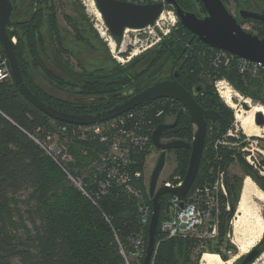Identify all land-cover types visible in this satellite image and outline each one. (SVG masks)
I'll list each match as a JSON object with an SVG mask.
<instances>
[{
    "label": "trees",
    "instance_id": "trees-1",
    "mask_svg": "<svg viewBox=\"0 0 264 264\" xmlns=\"http://www.w3.org/2000/svg\"><path fill=\"white\" fill-rule=\"evenodd\" d=\"M177 1L184 9L197 12L194 0ZM255 1L264 3V0ZM41 2L42 7L31 21L23 24L18 33H8L11 38L17 35L15 52L25 82L49 105L72 114H95L111 109L130 96L121 94L131 90L138 92L176 68L177 80L187 90L194 92L200 87L195 95L197 101L204 108L221 113L222 120L207 121L200 168L186 200L196 187L209 185L218 174H226L227 197L220 195V199L225 202L227 198L230 208L217 214L218 234L205 241H208L207 249L228 260L229 252L237 247L228 236L231 229H227L225 222L234 214L240 201L243 179L249 176L264 190V175L247 161V137L242 133L239 137L229 135L235 112L224 103L214 88V82L225 79L241 95L264 104V77L241 73L236 57H231L228 63L225 60L217 62L219 50L197 40L177 16L178 25L173 32L147 49L144 65H138L137 55L111 71L88 70L81 61L77 62V70L69 59L72 48L68 47L67 33L60 25L57 0ZM79 5L82 8L80 1ZM166 7H172L175 13L172 5ZM80 18L82 20L64 15L75 33L74 39L93 48L92 39L99 41L101 38L86 15H80ZM253 28L252 33L264 38V23L254 22ZM113 38L119 43L122 37ZM0 55L6 57L1 42ZM47 61L61 68L65 75L54 72ZM163 70H167L165 74ZM40 73H43L45 83L38 81ZM48 88L62 92L66 97L55 96ZM143 107L152 113L156 127L166 122L169 116L175 118L182 105L176 102V108L171 112V102L163 98L137 108ZM159 109L164 113L155 116ZM62 124L73 126L49 116L31 103L21 93L12 75L0 81V264H125L119 240L127 251L131 248L130 238L137 234L142 232L146 243L148 240L149 224L141 223L139 210L142 201L152 208L149 186L144 179L147 151L141 153L132 166V172H141L139 177L133 174L131 179L133 188L141 192V197H136L124 185L113 183L94 204L70 182L36 141L49 135L59 139L61 136L56 134ZM195 131L196 126L185 111L173 127L165 130L163 137L191 142ZM68 136L71 138L68 149L74 156L70 165L72 171L84 174L89 188L96 191L99 179H95V170L88 166L95 161L101 146ZM169 152L176 161L170 178L175 175L184 178L191 150L178 148ZM233 164L241 168L242 175L230 171ZM169 180L177 182V179ZM22 192H28L23 201L25 216L18 208L17 196ZM172 196L164 194L160 197L157 249L151 264H198L202 252L196 257L194 254L200 240L182 236L167 238L161 230L162 223L172 216V213H166L167 202ZM14 212L21 213L18 215L24 226L21 232L17 231L19 224L15 222ZM25 217L30 225L25 223ZM258 245L261 246V242Z\"/></svg>",
    "mask_w": 264,
    "mask_h": 264
},
{
    "label": "water",
    "instance_id": "water-1",
    "mask_svg": "<svg viewBox=\"0 0 264 264\" xmlns=\"http://www.w3.org/2000/svg\"><path fill=\"white\" fill-rule=\"evenodd\" d=\"M105 23L116 38H121L127 28L142 29L154 25L168 5L175 9L176 16L182 25L189 30L197 40L206 45L224 51L238 59H245L264 66V38L247 31L231 13L224 0H194L197 12L184 9L177 0H157L154 2L137 3L127 0H94ZM12 5L9 0H0V42L9 62L11 75L18 85L21 93L40 110L49 116L69 124L87 125L101 123L113 119L138 106L144 105L151 100L172 98L179 101L183 108L179 115L186 110L192 123L196 126L194 138L191 142L175 139L166 141L163 137L166 129L176 123L158 124L151 134L154 146L160 150V154L151 173L149 180V193L152 198V214L148 228V240L146 255L143 264H151L157 249V229L160 218V197L164 194H172L180 199V207H184V200L192 188L198 174L205 140L208 129V120H222L221 113L215 109L204 108L196 99L195 95L200 87L194 92L187 90L177 79L156 81L144 89L136 92H126L121 95H130L122 103L111 109L95 114H72L61 111L42 100L25 82L15 52V41L8 33L11 23ZM238 16L244 22L264 23V9L259 11L240 8ZM178 73H175V77ZM53 95L65 98L66 95L59 91H53ZM243 106L251 110V104L243 101ZM176 119V120H177ZM255 123L264 126V114L256 113ZM263 138L261 136H252ZM187 148L191 150L189 165L182 184L171 187L159 185L160 174L166 163L167 151L171 149ZM173 202L169 200L166 205V213L170 214ZM217 216L216 207L211 210L208 230L212 231ZM261 246H255L247 253L239 264H252L263 253L264 237Z\"/></svg>",
    "mask_w": 264,
    "mask_h": 264
},
{
    "label": "built area",
    "instance_id": "built-area-1",
    "mask_svg": "<svg viewBox=\"0 0 264 264\" xmlns=\"http://www.w3.org/2000/svg\"><path fill=\"white\" fill-rule=\"evenodd\" d=\"M128 29V28H127ZM127 29L125 32H127ZM234 57L224 51H218L216 61L225 60L228 63ZM238 68L241 73H248L252 76L264 77V66L261 63H254L245 59H238ZM11 76L9 62L7 57L0 55V81ZM222 82L230 84L227 80L217 81V87ZM164 113L159 109L155 116ZM155 129L154 117L146 107L134 108L113 119L87 125L69 126L62 124L58 128L59 139L48 136L44 140H37L39 146L45 153L62 169L70 182L94 204L102 195L107 193L111 184L124 185L126 189L136 197H141V192L134 189L131 184L132 175L136 177L141 175L139 170L132 172V166L137 163V158L145 152L151 145V134ZM71 135L79 140L87 141L90 144H99L100 150L96 152L95 161L88 168L95 170V179L97 181V190L92 191L85 182L84 174H75L70 165L74 162V156L68 147L71 142ZM224 173L220 174V179L215 183L198 186L184 200V207H180V199L173 195L170 200L173 202L171 207L172 216L165 220L161 225V230L167 238L173 237H194L200 242L206 239L215 238L218 234L217 221L213 230L209 231V220L211 219V210L216 205L218 194L223 192L226 195V182L222 179ZM181 181H166L161 185L171 187L180 186ZM188 195V194H187ZM141 223L147 225L150 223L152 208L146 202L140 205ZM231 236V233L228 234ZM121 253L124 256L125 264H140L144 262L147 243L144 235L137 234L130 238V250L127 251L119 240ZM204 254V253H203Z\"/></svg>",
    "mask_w": 264,
    "mask_h": 264
},
{
    "label": "rangeland",
    "instance_id": "rangeland-1",
    "mask_svg": "<svg viewBox=\"0 0 264 264\" xmlns=\"http://www.w3.org/2000/svg\"><path fill=\"white\" fill-rule=\"evenodd\" d=\"M79 1L82 5V8L79 5ZM144 1H146L147 3V1L149 0H136L135 2L143 3ZM225 2L231 13L235 16H238V10L240 8H246L251 10L264 9V3L256 2L255 0H225ZM58 9L60 25L63 28V31L67 33L68 47L72 48V55L69 56V59L71 64L77 70H79L77 62L81 61L88 70L101 69L104 71H111L118 65L128 63L133 58L137 57V55L146 51L152 45H155L156 43L160 42L163 37H166L171 32H173L174 28L178 25L177 17L173 12V8L165 7L163 13L159 16L154 25H150L142 29L128 28L129 30L127 31L125 36L121 38L119 43H116L113 36H111L109 32H106L103 38L102 34H100L101 36L99 35V37L101 38V40L98 41L92 39L91 42L92 44H94V47L92 48L85 44L79 43L74 39L75 33L73 32V30H71L69 24L64 19V15H69L78 20H82V18H80V15H86L93 29L100 33L99 30L104 27L105 23L103 24V17L101 18L97 13V11L99 10L97 8L96 3L94 6L91 0H58ZM161 16L162 18H160ZM83 23L84 26L87 28L88 25L84 21ZM241 24L243 28L247 31L252 32L254 30V23L252 22ZM102 31H105V27ZM214 60L215 58H213V61ZM47 64L54 72L58 73L59 75H65L61 68L55 67L52 63L48 61ZM165 71L163 70L164 74ZM37 78L40 83H45V77L43 73H40L39 77ZM223 80L225 79H221L218 81ZM216 83L214 82V88L218 90L219 95L223 99L224 103L227 106L231 107V109H233L235 112L234 126L233 129L229 131V135L236 134L237 137H239L240 133H242L247 137L246 142L249 143L245 150L247 152V161L250 163V165H252L254 170L259 172L261 175H264V164L262 163V160L264 159V137L261 136L263 138H258L247 135L243 131V128L240 125L241 123L236 120L237 113H239L240 111L243 112L244 110L249 111L243 106L244 100H249L251 105L264 106V104L260 102H255L251 98H247L241 95L232 87L231 84L222 82L217 87ZM223 86H225V88ZM228 91L232 93V102L233 104H235L234 107L230 106L226 102L225 95H227ZM56 135L60 136V134L58 133ZM146 151L147 155L146 160L144 161V179L146 181V184L149 186L150 176L160 154V150L156 146L150 145ZM174 163V156L171 155L170 152H167L166 163L159 178V185L165 183L166 181H169V179L167 178L174 168ZM230 171L234 174L242 175L241 168L237 164H233L230 167ZM219 177L220 174H218L213 183H215L219 179ZM245 178L243 179V183L245 181ZM181 180L183 179H177V181ZM253 182L255 183V193H264V190L255 181ZM27 195L28 192H22L17 196V199L20 201L18 208L21 210V213L24 214V216L26 215V207L23 201L26 199ZM220 195H224V197H227V195L223 194V192L221 191L218 194V199L216 200V205L218 207L217 214H220L223 209L230 208L229 201L227 200V198L225 202H222L220 199ZM238 207L239 203L237 204V208L234 214L229 217V219L225 222V224L227 225V229H231L230 238L236 245V250L229 252L228 260H223L219 254H216L212 250L207 249L208 241H199L194 254V256L196 257L197 255H199L200 252H202L200 254L198 264H239L241 259L260 243V241L264 237V232L262 226L260 227V225L258 224L259 219H261V222L264 224V201L258 199L256 196H253L246 202V209L244 211L239 212ZM14 213H16L15 222L19 224L17 227V231L21 232L24 229V226L21 224L22 220L18 218V215H20L21 213ZM25 221L26 224L30 225L26 217ZM217 223L219 224V220H217ZM204 248H206L207 250H205ZM263 255L264 251L261 255H259L257 259H255L252 264H264Z\"/></svg>",
    "mask_w": 264,
    "mask_h": 264
},
{
    "label": "flooded vegetation",
    "instance_id": "flooded-vegetation-1",
    "mask_svg": "<svg viewBox=\"0 0 264 264\" xmlns=\"http://www.w3.org/2000/svg\"><path fill=\"white\" fill-rule=\"evenodd\" d=\"M9 1L11 2V5H12V10H11V15H10L11 23L8 26V32L9 33H16V32L18 33L20 31L21 26L23 24L27 23L28 21H31L37 15L39 9L42 7L41 0H9ZM127 1L135 2V1H132V0H127ZM137 3H139V2H137ZM57 4H58V0H57ZM256 11H259V9L256 10ZM101 17H103V16L101 15ZM236 17H237V19H238V21L240 23H247V22H244L239 16H236ZM103 21H104L103 22V24H104L105 23L104 18H103ZM252 23H254V22H252ZM104 27H105V31H102L104 29ZM104 27L99 30L100 33L98 32L99 35L102 34V38L106 34V32L110 33L106 23L104 24ZM126 33L127 32H124L123 36H125ZM111 36H112V34H111ZM13 39H14V41L17 42V35H14ZM147 56H148L147 50L138 55L137 62H138L139 66L144 65L143 62H145L144 60L146 59ZM178 59H179V57H178ZM176 72L178 73V70L176 68H172V71H170L169 75H167L166 77H163V78H159L156 81L166 80V79H177L178 76L175 77V73ZM131 93H136V92L131 90ZM165 99H168L171 102L170 111L173 112L175 110V108H176L175 107L176 102H179V101H177L175 99H172V98H165ZM182 108H183V106L180 108L179 112L182 110ZM185 111L186 110H184L183 112H185ZM179 112L176 114L175 118H172L171 116H169V118H167L166 122H164V123H174L175 121L177 122V120L179 119L180 115L183 113L182 112L179 115L178 119H177V116H178ZM165 140L166 141L175 140V138H168V139H165ZM167 152H169V150ZM171 155H173V154L171 153ZM174 160H175V157H174ZM175 166H176V161L174 163V168H175ZM174 168H173V170H174ZM173 170H172V172H173ZM172 172L169 174L167 179H184V178L181 177V175H175L173 178H170V176L172 175ZM225 175L226 174L224 173L222 179H226ZM226 195H227V187H226Z\"/></svg>",
    "mask_w": 264,
    "mask_h": 264
},
{
    "label": "bare ground",
    "instance_id": "bare-ground-1",
    "mask_svg": "<svg viewBox=\"0 0 264 264\" xmlns=\"http://www.w3.org/2000/svg\"><path fill=\"white\" fill-rule=\"evenodd\" d=\"M92 4H94V0H91ZM92 6V5H91ZM98 15L101 17V14L99 11H97ZM102 18V17H101ZM162 18V16L160 17ZM129 29H127L128 31ZM225 88V86H223ZM226 96V102L234 107L235 104L232 102V93L230 91L227 92ZM247 103L250 104L249 100H247ZM252 108L249 111H240L239 113L236 114V120H238L243 128V131L249 135V136H263L264 137V127H260L255 123V116L256 113L262 112L264 114V106L261 105H251ZM254 182L250 177H246L245 181L242 186V192H241V197H240V202H239V207L238 211L242 212L246 208V202L248 199H250L253 196H256L258 199L264 201V193H255L254 191ZM260 227L262 226L263 232H264V224L261 222V219H259V224ZM264 256V255H263ZM205 258V257H204Z\"/></svg>",
    "mask_w": 264,
    "mask_h": 264
}]
</instances>
